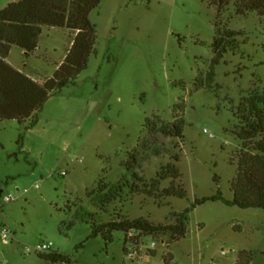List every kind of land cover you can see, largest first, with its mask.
Masks as SVG:
<instances>
[{
	"label": "rangeland",
	"instance_id": "1",
	"mask_svg": "<svg viewBox=\"0 0 264 264\" xmlns=\"http://www.w3.org/2000/svg\"><path fill=\"white\" fill-rule=\"evenodd\" d=\"M235 1L219 10L214 0H103L92 12L98 42L88 69L49 99L33 128L31 120L0 121V234L11 233L8 244L0 238V264H68L28 252L44 242L71 264H133L126 234L109 243L90 237V215L100 224L119 216L165 224L198 198L221 191L234 199L241 155L264 142L241 137L249 124L240 111L243 101L264 97V16L239 15ZM70 42L69 33L46 29L27 71L52 77ZM176 120L185 122L183 138L159 132ZM175 156L187 198L126 188L109 206L90 202V193L116 185L143 190L135 173L152 186ZM5 195L16 199L5 203ZM80 208L88 212L76 217ZM156 239L148 264H247L252 254V264H264V209L209 201L190 212L185 239Z\"/></svg>",
	"mask_w": 264,
	"mask_h": 264
},
{
	"label": "trees",
	"instance_id": "2",
	"mask_svg": "<svg viewBox=\"0 0 264 264\" xmlns=\"http://www.w3.org/2000/svg\"><path fill=\"white\" fill-rule=\"evenodd\" d=\"M102 1L20 0L9 4L0 11V121L17 120L21 125H25L31 120L27 128H33L39 123L40 114L49 99L70 84L75 83L79 76L88 69L90 58L95 53L98 42L97 27L91 21V14L101 6ZM214 1L219 10H222L230 6L233 0ZM235 7L239 15L258 12L264 16V0H236ZM44 28L73 30L77 32V35L67 57L54 75L41 81H35L13 67L7 58L14 46L23 49L26 54L37 51ZM214 63L219 64L217 58ZM240 111L249 124V128L242 132L241 137L256 138L259 135H264V97L255 96L243 101ZM159 132L165 137L183 138L185 122L176 120L173 123H167L159 128ZM255 150L258 153L244 152L240 157L231 185L234 192L232 201H227L223 193L218 191L215 196L196 199L193 206L184 212H172L170 219L165 224H155L146 218L130 220L121 216L117 220L100 224L97 223L93 215H90V219L93 221L90 237L101 235L109 243L114 242L115 232H124L126 247L132 241L131 234L137 233L142 238L169 234V243L171 241L178 242L187 237L190 212L209 201L222 200L230 205L245 209H264V142H259ZM155 154L156 157H159L158 153ZM180 159L181 156H175L166 167H163L152 182V186L146 182L144 177L135 173V179L144 185L143 190L137 185L125 188L116 185L97 194L92 192L91 195L90 193V202L93 201L97 207L101 204L109 206L120 198L119 194L123 193L126 188H130L132 195L145 193L155 199L164 197L185 199L188 196V191L182 181ZM123 166L131 169L130 166L124 164ZM164 181H170L171 186L161 189ZM215 181L216 183L220 182L217 175ZM104 185L106 184L104 183ZM154 188L156 192L153 191ZM103 206L100 208L102 209ZM86 211L84 208L78 209L76 217H83L82 214ZM234 229L242 231L239 224H236ZM124 251H126L125 247ZM244 253L240 254L237 262H244ZM252 255H250V262L249 258H246L247 264H252ZM42 257L53 263H72L69 256L55 251L43 254Z\"/></svg>",
	"mask_w": 264,
	"mask_h": 264
},
{
	"label": "built area",
	"instance_id": "3",
	"mask_svg": "<svg viewBox=\"0 0 264 264\" xmlns=\"http://www.w3.org/2000/svg\"><path fill=\"white\" fill-rule=\"evenodd\" d=\"M15 199L16 198H14L12 195L4 196L5 203H10L14 201ZM140 236L141 235L138 233L131 234L132 241L127 245V250H126L127 257L132 261L133 264H146L148 258L154 257L152 254V251H155L157 249L158 242H157L156 237L142 238ZM10 237H11V233L8 229L2 230L0 234V238H2V241L5 244L9 243ZM150 240L151 242L149 243ZM161 243L165 246L169 244L168 242H165V241ZM53 247H54V244L52 242H44L43 244H38L34 248H28V252L30 253L34 252V253L41 255V254L52 252ZM146 257L147 259L145 260ZM143 259L145 260L146 263H144ZM164 261L165 263L168 262V260H164Z\"/></svg>",
	"mask_w": 264,
	"mask_h": 264
},
{
	"label": "crops",
	"instance_id": "4",
	"mask_svg": "<svg viewBox=\"0 0 264 264\" xmlns=\"http://www.w3.org/2000/svg\"><path fill=\"white\" fill-rule=\"evenodd\" d=\"M20 0H0V11L3 10L5 7H7L9 4L11 3H14V2H19ZM48 29V28H44V31ZM50 30H54V31H63V32H66V33H69L70 34V38H71V42H70V46L69 48L67 49L64 57L62 58L61 62L56 66V69L55 71L58 69V67L64 62L65 58L67 57L72 45H73V42H74V39L77 35V32L76 31H73V30H68V29H58V28H49ZM43 31V32H44ZM41 38V37H40ZM40 42V41H39ZM38 50V49H37ZM16 53H20L22 55V57L24 58V60L26 61L24 64H21L15 57ZM36 54V51L34 53H29V54H26V52L17 47V46H14L11 50V53L10 55L8 56L7 58V61L13 66L15 67L16 69H18L19 71L25 73L26 75H28L29 77L33 78L35 81H41L45 78L41 77H36L35 75H33L32 73H30L29 71H27V68H28V64H27V61H29V58L31 56H34ZM54 71V72H55ZM49 78V77H47ZM54 250V249H53Z\"/></svg>",
	"mask_w": 264,
	"mask_h": 264
}]
</instances>
